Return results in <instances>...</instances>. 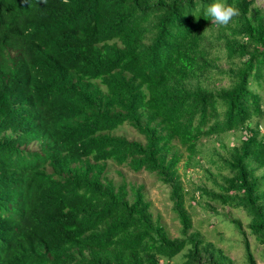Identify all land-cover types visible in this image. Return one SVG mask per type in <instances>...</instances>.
I'll return each mask as SVG.
<instances>
[{
	"label": "trees",
	"instance_id": "obj_1",
	"mask_svg": "<svg viewBox=\"0 0 264 264\" xmlns=\"http://www.w3.org/2000/svg\"><path fill=\"white\" fill-rule=\"evenodd\" d=\"M214 2L0 0V264H238L194 230L189 200L220 218L244 212L246 225L228 221L245 264H259L264 9L219 0L239 15L217 26ZM125 124L144 140L115 133ZM182 160L214 187L189 189ZM109 162L170 187L178 236Z\"/></svg>",
	"mask_w": 264,
	"mask_h": 264
},
{
	"label": "rangeland",
	"instance_id": "obj_2",
	"mask_svg": "<svg viewBox=\"0 0 264 264\" xmlns=\"http://www.w3.org/2000/svg\"><path fill=\"white\" fill-rule=\"evenodd\" d=\"M256 4L264 9V0H256ZM223 65L227 66L226 61H223ZM227 80L221 83H226ZM261 94L264 97V88H259ZM260 129L264 132V117L260 124ZM115 133L123 134L128 136L130 139L144 140L143 136L138 134L131 126L125 124L119 127ZM239 133H234L227 138H224L225 142H229L233 145L237 142L236 137ZM205 145L203 146L206 151L214 152L215 149L220 153H225V148L215 142L214 140H204ZM181 151L185 154V149L181 147ZM186 160V157L184 158ZM185 160L180 163V172L184 175L185 171L188 173L185 176L186 185L189 189H192L190 181L197 182L199 185L202 181H205L208 186L214 187L213 181L205 175V171L200 168L186 169ZM208 164V163H207ZM214 172H217L215 166H211ZM109 175L115 178L116 181H121L125 178L128 182L134 185H143L145 187V193L147 199L152 202V211L155 219H159L168 229L171 236H178L180 234V221L173 211L172 201L170 199V187L163 183L155 173L148 171L134 172L127 166H119L113 162H109ZM190 180V181H189ZM191 205L190 210L194 220V230L201 231L203 236L210 241L217 243L219 246L225 247L226 251L236 259L238 264H245V249L244 245L240 242V234L235 228L230 225L229 219L238 218L241 219L243 224L246 225L248 219L244 212L238 209H232L229 207H219V212L228 213L227 216H219L212 214V211L207 212L201 205H197L188 201ZM193 206V207H192ZM251 243L256 252V257L259 264H264V255L261 253V246L258 245L257 241L251 237ZM259 247V249H257ZM177 256L176 258H179ZM173 264H180V259L172 260Z\"/></svg>",
	"mask_w": 264,
	"mask_h": 264
},
{
	"label": "clouds",
	"instance_id": "obj_3",
	"mask_svg": "<svg viewBox=\"0 0 264 264\" xmlns=\"http://www.w3.org/2000/svg\"><path fill=\"white\" fill-rule=\"evenodd\" d=\"M67 2V0H65ZM205 15L217 26H227L234 17L239 15V10L231 5L217 2L209 5L205 10Z\"/></svg>",
	"mask_w": 264,
	"mask_h": 264
}]
</instances>
